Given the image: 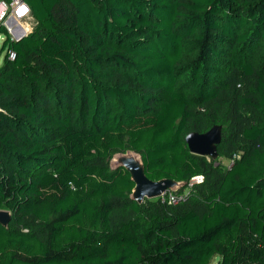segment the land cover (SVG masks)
Returning a JSON list of instances; mask_svg holds the SVG:
<instances>
[{
	"label": "trees",
	"instance_id": "trees-1",
	"mask_svg": "<svg viewBox=\"0 0 264 264\" xmlns=\"http://www.w3.org/2000/svg\"><path fill=\"white\" fill-rule=\"evenodd\" d=\"M25 1L36 26L0 47V264H264V0ZM217 123L228 166L185 143ZM127 149L183 199L131 200Z\"/></svg>",
	"mask_w": 264,
	"mask_h": 264
},
{
	"label": "water",
	"instance_id": "water-1",
	"mask_svg": "<svg viewBox=\"0 0 264 264\" xmlns=\"http://www.w3.org/2000/svg\"><path fill=\"white\" fill-rule=\"evenodd\" d=\"M26 35L27 32H23L15 40L18 41ZM221 130V124H214L202 133L191 131L185 135V143L191 153L214 160L218 157L217 144L222 140ZM110 167L111 169L124 168L129 173L133 182L129 198L137 203L143 202L146 198H160L167 191H176L186 186V182L171 178L158 180L148 178L140 153L131 149L114 153L110 159ZM10 219V211L0 209V224L7 227Z\"/></svg>",
	"mask_w": 264,
	"mask_h": 264
},
{
	"label": "built area",
	"instance_id": "built-area-1",
	"mask_svg": "<svg viewBox=\"0 0 264 264\" xmlns=\"http://www.w3.org/2000/svg\"><path fill=\"white\" fill-rule=\"evenodd\" d=\"M33 18L29 5L25 0H0V38L1 44L9 38L15 40L21 33L27 32L30 27L25 25L28 19ZM9 58L14 57V52L9 51ZM201 177H196L190 182H199ZM166 196L168 202H177L183 199V194H177L174 191H167L162 198ZM160 197V198H161Z\"/></svg>",
	"mask_w": 264,
	"mask_h": 264
},
{
	"label": "rangeland",
	"instance_id": "rangeland-1",
	"mask_svg": "<svg viewBox=\"0 0 264 264\" xmlns=\"http://www.w3.org/2000/svg\"><path fill=\"white\" fill-rule=\"evenodd\" d=\"M25 25H27L28 27H30V29L27 31V34H28V33H29L30 31H32V29H34V27L36 26V21H35L33 18H30V19L27 20V22L25 23ZM1 42H2V40H1V38H0V47H1ZM193 45H194V44H192L191 48L193 47ZM4 54H5V51H3V52L0 53V63L2 62V59H3V57H4ZM217 124H218V123H217ZM210 127H211V126H210ZM221 131H222V130H221ZM223 134H224V132H222L221 135H223ZM221 142H222V141H221ZM221 142H220L219 144H217V149H216V150H217L218 153L220 152V149L223 148V146L220 145ZM214 160H216V161H218V162H220V163H222V164H224V165H226V166H228V165L231 163L230 160L224 158L221 154H219V156H218L216 159H214ZM187 190H188V189H186V190L184 191L185 194H187V193H186ZM215 262H216V258H214V260H212V262H211L210 264H214Z\"/></svg>",
	"mask_w": 264,
	"mask_h": 264
}]
</instances>
